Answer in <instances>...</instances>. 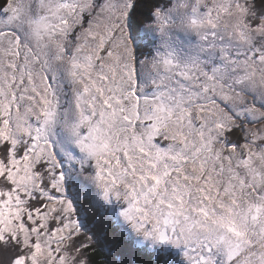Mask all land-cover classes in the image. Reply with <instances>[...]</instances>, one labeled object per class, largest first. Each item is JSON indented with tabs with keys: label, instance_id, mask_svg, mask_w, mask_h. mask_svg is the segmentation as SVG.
<instances>
[{
	"label": "snow or ice",
	"instance_id": "snow-or-ice-1",
	"mask_svg": "<svg viewBox=\"0 0 264 264\" xmlns=\"http://www.w3.org/2000/svg\"><path fill=\"white\" fill-rule=\"evenodd\" d=\"M0 264H264V0H0Z\"/></svg>",
	"mask_w": 264,
	"mask_h": 264
}]
</instances>
